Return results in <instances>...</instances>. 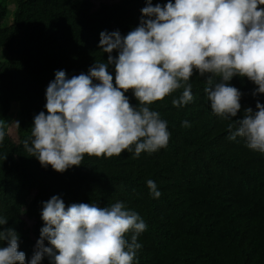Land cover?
<instances>
[{"label":"trees","instance_id":"trees-1","mask_svg":"<svg viewBox=\"0 0 264 264\" xmlns=\"http://www.w3.org/2000/svg\"><path fill=\"white\" fill-rule=\"evenodd\" d=\"M13 1L11 21L2 25L7 8L0 0V48L6 53L0 58V123L15 105L19 127L15 140L5 132L0 142V217L7 219L0 230L16 231L25 264L44 226L43 205L53 196L66 208L122 202L138 213L147 228L138 237L141 248L133 264H264V153L248 148L242 137L228 139L229 125L238 127L245 109L255 112L257 101L264 104V94L253 95L258 86L234 76L228 83L241 92V109L224 119L211 110L206 77L194 71L192 102L173 106L181 88L149 106L167 122V147L138 158L134 150L111 158L85 155L80 166L57 172L24 148L34 117L41 111L47 115L49 83L58 70L70 79L106 62L109 54L99 47L100 33L126 36L139 25L147 0ZM167 2L152 0L153 6ZM109 72L114 82V66ZM125 95L138 104L131 90ZM184 121L191 126L183 127ZM149 179L161 192L159 198L150 195ZM3 246L7 241L0 242ZM40 264H51L50 258L45 255Z\"/></svg>","mask_w":264,"mask_h":264},{"label":"clouds","instance_id":"clouds-1","mask_svg":"<svg viewBox=\"0 0 264 264\" xmlns=\"http://www.w3.org/2000/svg\"><path fill=\"white\" fill-rule=\"evenodd\" d=\"M262 5L264 0H168L153 6L147 0L139 25L126 36L100 33L99 47L109 54L106 62H96L87 74L70 79L64 70L56 71L46 89L47 115L41 111L34 117L30 144L25 140L24 148L43 167L51 165L60 173L80 166L85 155L111 158L134 150L138 158L165 148L170 139L167 122L149 106L181 88L173 106L192 102L189 81L194 71L206 77L204 91L213 114L236 117L242 94L228 83L234 76L254 82V96L264 94ZM114 50L117 56L111 55ZM109 66L115 69L114 82ZM129 90L136 106L125 95ZM256 109H245L238 127L229 125L228 139L242 137L248 148L264 153V104L257 101ZM182 126L191 125L184 121ZM4 136L0 124V142ZM147 187L153 198L161 196L155 181L149 179ZM42 220L29 264H40L45 255L51 264H133L141 248L138 237L147 228L122 202L66 208L58 196L44 203ZM6 223L0 217V226ZM18 240L14 229L0 230V242L7 241L0 247V264H25Z\"/></svg>","mask_w":264,"mask_h":264},{"label":"rangeland","instance_id":"rangeland-1","mask_svg":"<svg viewBox=\"0 0 264 264\" xmlns=\"http://www.w3.org/2000/svg\"><path fill=\"white\" fill-rule=\"evenodd\" d=\"M6 3V14L4 19L2 20V25L8 24L11 21L12 12L15 8V2L13 0H5ZM6 57L5 51L0 48V58L4 59ZM15 105H12L7 113V116L4 120L1 121L0 124L3 125L4 131L9 135V137L15 140Z\"/></svg>","mask_w":264,"mask_h":264}]
</instances>
